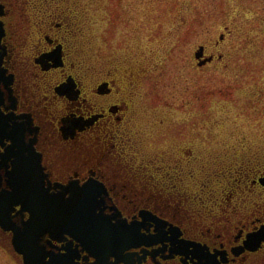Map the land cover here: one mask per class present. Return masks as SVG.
Instances as JSON below:
<instances>
[{
  "label": "flooded vegetation",
  "instance_id": "af4514ba",
  "mask_svg": "<svg viewBox=\"0 0 264 264\" xmlns=\"http://www.w3.org/2000/svg\"><path fill=\"white\" fill-rule=\"evenodd\" d=\"M84 24L70 0H0V264H264V147L205 154L163 120L155 139Z\"/></svg>",
  "mask_w": 264,
  "mask_h": 264
},
{
  "label": "rangeland",
  "instance_id": "374dc122",
  "mask_svg": "<svg viewBox=\"0 0 264 264\" xmlns=\"http://www.w3.org/2000/svg\"><path fill=\"white\" fill-rule=\"evenodd\" d=\"M70 1L84 16L90 57L133 70L140 119L155 139L163 120L167 136L178 130L205 154L241 141L264 147V0ZM199 44L214 54L200 67Z\"/></svg>",
  "mask_w": 264,
  "mask_h": 264
},
{
  "label": "water",
  "instance_id": "95a60500",
  "mask_svg": "<svg viewBox=\"0 0 264 264\" xmlns=\"http://www.w3.org/2000/svg\"><path fill=\"white\" fill-rule=\"evenodd\" d=\"M223 38V34L219 35V39ZM204 52V46L203 45H199L195 51H194V57L197 59V65L201 66L203 64H205L208 61H211L213 58V55H203ZM218 57H220V55H218ZM95 224L97 223L96 221H94ZM94 222L92 224H94ZM264 240V226L260 228V230L256 233V242L259 243L261 241Z\"/></svg>",
  "mask_w": 264,
  "mask_h": 264
}]
</instances>
